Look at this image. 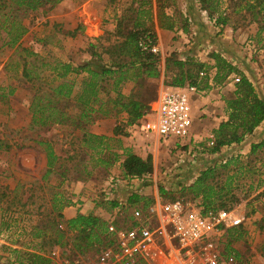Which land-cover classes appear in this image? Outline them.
<instances>
[{
	"label": "rangeland",
	"instance_id": "rangeland-1",
	"mask_svg": "<svg viewBox=\"0 0 264 264\" xmlns=\"http://www.w3.org/2000/svg\"><path fill=\"white\" fill-rule=\"evenodd\" d=\"M247 1L214 0L212 16L198 0H44L35 9L19 11L16 20L25 33L13 45L0 47V264H40L30 254L54 264H96L93 259L107 235L95 230L101 242L94 233L68 229L70 218L62 213L66 203L77 209L89 205L107 228L130 225L159 199L238 215L242 223L223 232L224 247L240 264H264V146L251 152V144L264 135L257 137L254 129L242 142L210 152L212 131L226 119L223 98L234 90V80L213 84L210 53L236 65L264 99V10L247 9ZM2 2L0 24L15 14L14 0ZM158 5L171 16V30L159 28ZM218 15L226 19L222 27ZM131 31L156 37L157 76L145 72L152 69L145 63L141 76L134 77L130 57L120 51ZM164 57L169 67L162 72ZM187 57L205 62L200 75H209L207 87L190 93V134L145 135L141 117L133 118L121 103L136 99L147 114L162 89L181 77L172 61ZM59 63H89L94 69L127 63L130 68L117 89L118 74L103 78L95 101L84 104L89 74L60 77ZM63 82L69 85L68 96H63L66 85L62 94L56 92ZM39 106H45L43 112ZM33 113L44 116L45 123L33 122ZM49 152L56 155L52 164ZM127 153L150 155L151 171L141 178L125 176L121 163ZM209 168L208 177L197 184ZM116 181L121 185L116 187ZM130 194H137L138 201L128 203ZM115 200L118 205L112 206Z\"/></svg>",
	"mask_w": 264,
	"mask_h": 264
},
{
	"label": "trees",
	"instance_id": "trees-1",
	"mask_svg": "<svg viewBox=\"0 0 264 264\" xmlns=\"http://www.w3.org/2000/svg\"><path fill=\"white\" fill-rule=\"evenodd\" d=\"M1 5H4L2 0H0ZM41 1L44 0H14L13 6L15 10L13 15L10 17L11 20H8L10 17H6L5 21L7 23L0 24V47L4 45H13L18 41V39L25 33V26L20 23L16 18L19 17V11L24 9H35L37 5L41 4ZM159 1V0H157ZM201 3V6L204 7L203 3L207 4L205 6L208 11V15L212 16L213 13L216 12V6L213 5L211 7V3L209 5V0H198ZM247 9L252 10L257 8V12L260 13L264 10V0H248ZM156 18L158 20V26L161 29L171 30L173 28V22H171V16L167 15L163 11V6L157 7V15ZM217 19L224 26L226 23L225 17L222 15H218ZM81 27V24L78 25ZM183 31H186V23L181 26ZM78 28V27H77ZM145 33V32H144ZM143 34V33H141ZM140 34V35H141ZM139 37L138 31L128 32L125 41L122 43L120 47V51L126 55H128L131 59L130 70H135L134 77L138 78L141 76L142 66L149 64L152 69H145V72L148 75L157 76V71L154 67V63L156 60V55L150 52H142L138 45L137 39ZM123 50H126L123 52ZM90 56H94V53L91 52ZM209 57L213 60V64L210 65V68H214V73L211 75V79L213 84L219 85L222 84L225 80H234V90L232 92L231 97H224V114L226 119L221 121L219 125L213 129L212 133L214 136L213 145L210 149V152H216L222 146H228L232 143H240L243 141L244 137L247 134H251L253 130L264 120V99L259 97L258 93L255 90L254 85L248 79V77L234 64L227 61L224 57H222L217 52L210 53ZM165 70L169 67V62L167 59L165 60ZM172 64L174 67H177L179 70V75L181 76L178 79L173 80L169 83V85L182 87L186 82L189 85L196 88H205L207 87V79L209 78L208 74L200 75V72H204L207 64L205 62L195 60L193 57H187L185 61L182 60H173ZM184 65H188V67L184 70ZM113 66H117V70L113 69ZM126 69L123 70V68ZM59 68L62 70L58 75L60 77H65L69 72H83L86 71L89 74L88 82L83 90V93L86 94L87 99L84 101V104H88L89 101H95L93 98L97 96V87L100 86L103 78L106 76H111L112 74H118L117 79L114 81V88L117 89L118 83L122 78H126V74L129 71V65L127 63H114L111 64L110 67H101L98 69L91 68L89 63L85 65H77L73 66L70 63H59ZM57 69V67H55ZM23 76L28 77L29 73L27 72L26 67L23 68ZM201 83L204 85H201ZM66 83H62L58 85L55 89L56 92L62 94V89L65 88ZM69 85H66V92L63 93V96L69 95ZM11 93V91L9 92ZM118 95L122 97L119 91H117ZM124 97V96H123ZM36 98V97H35ZM120 100V99H118ZM115 103H118L115 101ZM122 107L127 109L129 114L133 118H142L146 113L142 111V105H140L139 101L136 99L128 98L127 102L121 103ZM45 106H39V111L43 112ZM92 109V108H91ZM149 110V109H148ZM36 112V111H34ZM45 117L40 116L39 118L33 113L32 120L33 122H39L40 124L45 123ZM264 146V138L261 139L257 143L251 144V152H255L256 149ZM56 155L49 152V164H52V159H55ZM123 174L127 177H143L148 174L152 169L151 164V156L147 155L144 159L138 155L133 153H127L124 160L121 163ZM212 169H206L201 172L200 177L197 179V184L206 179ZM264 193V189L262 191ZM139 199L137 194H130L127 198L128 203L137 202ZM112 206H117V201H112ZM145 202L144 205H146ZM67 206L71 205V202L66 203ZM66 227L68 229H78L82 232L87 231L86 233H94L95 230L100 234L103 232L106 235L107 228L104 227V221L100 220L98 217L92 214H80L78 213L75 217H72L66 220ZM96 241H101L98 238V235L94 233ZM62 237V233L57 235V240ZM58 242V241H56ZM30 256L35 257L39 260L40 264H54L52 260L48 257L30 254ZM21 263V262H19Z\"/></svg>",
	"mask_w": 264,
	"mask_h": 264
},
{
	"label": "built area",
	"instance_id": "built-area-1",
	"mask_svg": "<svg viewBox=\"0 0 264 264\" xmlns=\"http://www.w3.org/2000/svg\"><path fill=\"white\" fill-rule=\"evenodd\" d=\"M137 45L142 52H159L156 37L149 32L139 35ZM169 87L162 89L140 120V131L147 136L190 134L194 122L190 93L195 87ZM241 223L242 218L232 212L217 214L180 200L159 199L130 225H108L105 244L93 260L96 264H240L224 247L223 232Z\"/></svg>",
	"mask_w": 264,
	"mask_h": 264
},
{
	"label": "crops",
	"instance_id": "crops-1",
	"mask_svg": "<svg viewBox=\"0 0 264 264\" xmlns=\"http://www.w3.org/2000/svg\"><path fill=\"white\" fill-rule=\"evenodd\" d=\"M202 54H204V51L201 52L200 57H202ZM198 56H199V54H198ZM165 58L166 57H164V59H163L164 62H163L161 69H159L162 72L165 71V60H166ZM201 60H203V59L201 58ZM254 133L256 134L257 137L264 135V120H263V122H261L259 124V126H257V128H255ZM62 213L65 214L66 216H69L66 218H72V217H75L78 213L84 214V215L85 214H91L92 213V207L85 204L82 208L77 209L76 207H72L69 205L63 209Z\"/></svg>",
	"mask_w": 264,
	"mask_h": 264
}]
</instances>
